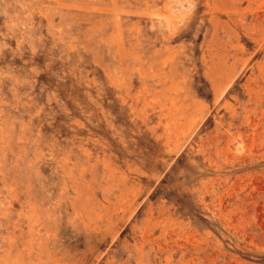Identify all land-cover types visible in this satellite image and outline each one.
Returning a JSON list of instances; mask_svg holds the SVG:
<instances>
[{
  "label": "rangeland",
  "instance_id": "374dc122",
  "mask_svg": "<svg viewBox=\"0 0 264 264\" xmlns=\"http://www.w3.org/2000/svg\"><path fill=\"white\" fill-rule=\"evenodd\" d=\"M0 264H264V0H0Z\"/></svg>",
  "mask_w": 264,
  "mask_h": 264
}]
</instances>
